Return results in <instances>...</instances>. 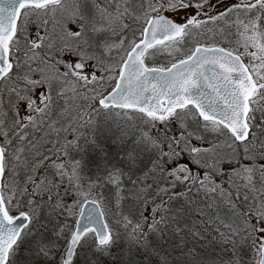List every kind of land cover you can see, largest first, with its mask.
I'll return each mask as SVG.
<instances>
[{
    "label": "rangeland",
    "instance_id": "374dc122",
    "mask_svg": "<svg viewBox=\"0 0 264 264\" xmlns=\"http://www.w3.org/2000/svg\"><path fill=\"white\" fill-rule=\"evenodd\" d=\"M78 1L74 6L62 3L42 13L25 14L20 27L25 39L15 44L17 51L23 53L16 59L14 76L22 83L9 91L5 102L10 103V107L20 106L39 85H44L48 93L45 109L29 122L19 117L14 127L12 120L0 121V137L6 145L2 193L7 209L13 216L26 212L31 218L29 225L34 226L29 229L31 231L38 224H52L50 221L55 219V214L41 210L42 204L36 201L39 196L45 205H53L63 212L59 216L57 235L66 232L70 218L75 220L83 200L102 195L94 184L93 173L80 168L86 165L78 143L80 132H88L91 126L96 132V121L101 115L96 111L97 101L115 86L121 63L140 38L149 16L167 9L170 12L164 11V14L187 26L180 38L149 50L143 57L145 64L167 67L186 57L195 46H218L235 52L253 80L264 82V0L250 5L240 0H105L104 5L101 0L98 5L95 0ZM197 11H209V15L196 19L194 24L192 20L187 22ZM48 19H53V26L47 25ZM32 36L36 37L35 44L30 41ZM39 48L44 49L40 54L37 53ZM69 57L82 60L89 71L84 75L71 73ZM101 67L107 71L104 75ZM251 106L249 126L252 129L247 143L237 144L218 124L196 119L190 109L172 116L185 132L184 138L177 140L170 149L152 140V135L139 138L141 148L148 144L149 158L153 154L159 157L154 166V191L145 206H140L141 216L134 223L115 214L114 209L121 199L122 176L119 171L108 174L107 180L117 197L112 208L108 204L106 218L112 238L93 256H107L115 251L120 236L134 230L135 224L141 226L142 215L152 219L160 192L169 189L181 194L195 186L207 191L217 190L221 195H228L230 190L236 193L240 205L256 219L250 232L255 234L253 242L259 246L263 233L256 232L255 228L264 229V90L252 100ZM93 112L92 123L88 118ZM107 117L121 121L118 123L130 119L139 128L152 127V121L141 113L115 111L107 112ZM22 131L25 133L20 138L11 137ZM114 134L120 132L114 130L110 136ZM116 139L118 135L107 139V143L110 145ZM112 147L119 148V144L107 146V152ZM26 235L15 248H22ZM47 235V232H38L35 239ZM91 239L89 235L82 240L69 264H78L76 261L88 252ZM22 251L17 257H21Z\"/></svg>",
    "mask_w": 264,
    "mask_h": 264
},
{
    "label": "trees",
    "instance_id": "16d2710c",
    "mask_svg": "<svg viewBox=\"0 0 264 264\" xmlns=\"http://www.w3.org/2000/svg\"><path fill=\"white\" fill-rule=\"evenodd\" d=\"M78 2V0H61L55 6L62 3L74 6ZM99 2L100 0H95L96 5ZM101 3L104 5L105 0H101ZM163 6L162 3L161 7ZM48 8L50 7L42 10L26 9L21 18L23 19L27 12L42 13ZM52 20L48 19L47 25H54ZM115 111L117 110L101 111L96 121L98 122L96 132L93 131L92 126L88 132L84 134L80 132L81 138L78 143L81 158L86 162V165L80 168L87 173L88 170L93 173L90 174L94 184L100 188L102 195L99 198L88 199L100 203L106 218L108 204L112 208L113 201L117 200L116 190L110 186L107 176L109 173L119 171L122 176L119 187L121 199L119 206L114 209L115 214L125 216L136 223L141 216L140 206L141 208L145 206L150 200V193L154 191V180H156L153 175L156 170L154 166L157 165L159 158L156 154L149 158L151 154L150 149H147L148 144H143L141 148L139 138L152 135V140L170 149L177 140L184 138L185 128L181 127L172 116L164 120H151V130L146 129V126L139 128L130 119L125 123H118L121 121L107 117V112ZM94 118L95 115L86 120L93 123ZM109 130L119 131L120 134L110 136L112 131ZM116 135L119 139L111 141L110 145L117 143L119 148L112 147L111 151L107 152L110 147L107 139ZM192 183L197 185L196 182ZM159 197L153 218L142 215L141 226L140 223L135 224L134 230L120 236L115 251L107 253V256H93L95 251L101 252L103 248L97 249L92 237L87 248L89 253L85 251L83 257L75 261L78 264H257L259 246L253 242L255 234L250 232L256 219L251 217L250 211L240 205L236 193L230 190L228 195H221L217 190L207 191L195 186L187 188L181 194L165 189L159 193ZM36 201L42 204L43 212H54L53 221L56 223L50 221L52 224H38L32 231L29 229L34 226L29 225L20 238L22 242L27 234L22 248L13 249L8 264H61L63 247L73 227L74 219L68 220L63 235H57L60 225L59 216L63 212L54 209L53 205L48 207L39 196H36ZM150 220L151 223H148ZM255 229L258 232L257 227ZM38 232H47L48 235L35 239ZM20 251L22 255L17 257Z\"/></svg>",
    "mask_w": 264,
    "mask_h": 264
},
{
    "label": "water",
    "instance_id": "95a60500",
    "mask_svg": "<svg viewBox=\"0 0 264 264\" xmlns=\"http://www.w3.org/2000/svg\"><path fill=\"white\" fill-rule=\"evenodd\" d=\"M60 0H0V77L10 71L9 44L16 33L21 10L41 9ZM184 25L165 15L150 17L141 38L132 46L121 65L114 88L99 100L101 107L136 110L146 116L164 119L172 112L192 107L204 122L225 128L237 142L245 141L249 127L246 119L256 85L238 56L218 47L196 46L193 54L167 69L149 68L142 59L147 50L180 37ZM76 69H83L74 64ZM3 151L0 145V264H7L12 248L30 216L21 212L9 215L1 188ZM92 232L97 247H104L111 231L99 203L84 200L69 237L62 264H69L83 239ZM257 264H264V236Z\"/></svg>",
    "mask_w": 264,
    "mask_h": 264
},
{
    "label": "flooded vegetation",
    "instance_id": "af4514ba",
    "mask_svg": "<svg viewBox=\"0 0 264 264\" xmlns=\"http://www.w3.org/2000/svg\"><path fill=\"white\" fill-rule=\"evenodd\" d=\"M259 1H261V0H240V3H242V4L244 3V4H247V5H250L252 3H256V2H259ZM25 10L26 9H24L22 12L24 13ZM208 15H209V11H197L194 15L188 17L187 22L192 20L193 21L192 24H194L196 19L198 20V18L207 17ZM192 17H196V18L193 19ZM21 24L22 23L19 20V23L17 25V31H16L15 38L12 40V42L9 45L8 61H9L10 65H11L10 71L7 74H5L4 76L0 77V121H2V119H4V120L7 119L6 121H11L12 120L13 121V126L12 127L15 126L14 123L16 124L17 120H20L19 117L25 119L26 122L31 121V119L34 118V117H38L42 113V110L45 109V101H46L47 96H48V93H47L46 88L44 87V85H39L38 90L36 92L31 93L29 98L26 97L24 99L25 100L24 103H22L20 106H16L15 107V106L11 105V107H10V105H9L10 103L5 102V99L7 98L8 93H10L9 91L15 90L22 83L21 80H19V78L16 80L15 76H14V72H15V68H16V59L19 58L18 56L23 53L21 51L20 52L17 51V49L15 47V44L18 42V40L25 39V36L21 35V32H20ZM192 24L190 23V25H192ZM30 41L35 44L36 37L32 36L30 38ZM42 50H44V49L39 48V50H38L39 52L37 51V53H39V54L42 53ZM224 50H226V49H224ZM35 51L36 50L33 49L32 53L33 52L35 53ZM227 51H229V50H227ZM231 53L233 55H237L235 52L231 51ZM192 54H193V50L184 58H189ZM69 59H70V62H71V68H70V72L71 73L84 75V74H86L89 71L87 65L82 60H79L77 58L72 59V57H69ZM76 61H80L83 64L84 70H75L73 68L72 64L74 62H76ZM248 71H249V69H248ZM104 73H107V71L105 70V68L103 69L101 67V74L104 75ZM91 78L95 79V77H91ZM258 84H263V87L261 89H258L256 91H254L252 93L250 99H249L250 108H249V113H248V116H247V124H248V126H249V121L252 118V113H251L252 100H254V98L257 97V94L260 91L264 90V82H259ZM187 109H190L191 111H193L194 117L196 119H199L198 115L196 114L195 110L192 107H189ZM103 110H106V109L101 108V107L96 108V111H98L100 113ZM92 114L95 115V112H93ZM249 128H250V126H249ZM251 129L252 128H250V132H251ZM0 132H1V127H0ZM24 133L25 132L22 131L20 134L17 133V134L11 135V137H13L14 139H18V138H20V136L24 135ZM249 135H250V133H249ZM249 135H248L246 141H244L242 143H247L248 142ZM0 139H2V137H0ZM1 142H2V140H1ZM242 143H237V144H242ZM2 147H3V150H5L6 145L4 143H2ZM262 171H263V169H262ZM260 172H261V170H260ZM257 230H259V229H257ZM261 230H264V229H261Z\"/></svg>",
    "mask_w": 264,
    "mask_h": 264
}]
</instances>
